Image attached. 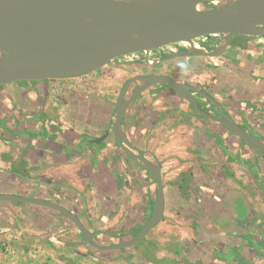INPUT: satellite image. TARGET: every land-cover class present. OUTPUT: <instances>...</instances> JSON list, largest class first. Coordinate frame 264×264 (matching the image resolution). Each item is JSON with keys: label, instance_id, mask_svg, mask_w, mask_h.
Wrapping results in <instances>:
<instances>
[{"label": "crops", "instance_id": "obj_1", "mask_svg": "<svg viewBox=\"0 0 264 264\" xmlns=\"http://www.w3.org/2000/svg\"><path fill=\"white\" fill-rule=\"evenodd\" d=\"M241 38L238 43H234V38L219 57L192 55L147 64L145 58L144 61L134 60L139 54L145 57L144 53H139L116 59L114 62L125 61L120 68L107 70L104 67L83 79L50 80L47 99L54 91L60 93L61 98L53 103L46 101L44 111L65 126L62 137L72 147L63 144L66 147L60 148L54 141L49 146L40 139L30 147L27 143L8 141L0 126V190L56 197L76 212L90 229L139 228L149 217V201L154 197L148 175L117 147L112 136L100 144L90 143L92 146L81 142L82 138L101 137L112 129L120 91L129 78L139 74H169L207 91L238 123L264 136V37ZM145 67L159 70L144 71ZM129 72L132 74L128 75ZM197 97L203 109L218 114L212 102L204 96ZM31 107L37 111L36 105ZM123 129L131 143L162 168L165 211L158 225L165 223L178 230L165 234V243L158 247V255L177 260L187 256L200 264L250 263L244 262L243 255L250 249L241 234L256 232L257 227L249 220L253 215L260 217L261 212L264 213V209H260L264 197L255 187L250 172L236 160L240 159V153L245 158L249 152L231 130L217 121L198 118L187 101L165 85L150 88L130 105ZM208 131L217 133L226 142L232 158ZM55 149L57 152H53ZM257 156L264 165V153ZM21 157L28 161L26 165L19 163ZM116 172L124 177L120 192L111 187L117 183ZM21 175L30 179L22 181ZM43 182L60 184L62 195H53L58 189H49L50 184L47 187ZM6 184L11 188H6ZM9 207L12 213L14 207L11 204ZM1 209L0 215L4 212ZM22 210L19 218L29 221L30 225L25 226L27 230L32 234L45 232L46 243L71 251L69 242L65 240L67 246H64L57 236L71 231L79 242L86 244L63 216L53 215L36 205H24ZM37 215L44 222L34 219ZM37 223L50 226L39 228ZM3 225L5 221L1 220L0 226ZM17 227L23 238L28 239V234L22 230L25 227L20 223L14 229ZM21 240L20 245L24 246ZM140 254L141 250L132 253L133 259L135 257L138 264H146Z\"/></svg>", "mask_w": 264, "mask_h": 264}, {"label": "water", "instance_id": "obj_2", "mask_svg": "<svg viewBox=\"0 0 264 264\" xmlns=\"http://www.w3.org/2000/svg\"><path fill=\"white\" fill-rule=\"evenodd\" d=\"M220 39L215 47L197 40ZM236 37H264V0H0V86L21 81H66L89 76L112 61L144 53L153 64L177 57H219ZM173 44L183 50L150 60V52ZM138 86L127 96L131 86ZM158 85L172 88L203 117L217 121L252 149L264 153V136L252 133L209 92L169 74L129 78L118 96L112 129L88 140L100 144L109 136L141 168L150 172L157 194L143 228L130 239L103 244L73 210L47 198L0 191V200L46 207L73 223L88 245L99 251L131 248L163 219L161 165L133 145L123 129L130 105ZM197 95L213 103L218 114L201 107Z\"/></svg>", "mask_w": 264, "mask_h": 264}, {"label": "trees", "instance_id": "obj_3", "mask_svg": "<svg viewBox=\"0 0 264 264\" xmlns=\"http://www.w3.org/2000/svg\"><path fill=\"white\" fill-rule=\"evenodd\" d=\"M239 38H241V37H239ZM235 40H236V38H235ZM49 81L50 80L21 81V82L13 83V84L6 85V86H0V126L3 127V129L5 131V133H4L5 140L13 141V142H20V143H27V145L30 147V146H33V144L35 143V141L37 139H40L41 141H43L45 144H48V145L51 144V141H54V142H57V144H58L57 146H59L60 148L66 147V146L72 147V145L70 143L67 144L66 141L63 140L64 138L62 137V134L65 133V126L62 125L59 120L50 117L49 114L44 111V106L46 104L47 97H48V88L47 87L49 85ZM134 89H133V86H131L127 96H129ZM22 104H23V106H22ZM32 105L37 106V111L32 109V107H31ZM190 107H192V106L190 105ZM24 108H26V109H24ZM192 109L197 114L198 118H203V116L201 114H199L193 107H192ZM114 118H115V113H114ZM240 125L249 131L247 126H245L243 124H240ZM204 129H206V128L204 127ZM207 133L210 134L217 141V144L222 149H225L227 154H228L227 146H225L226 142H224L217 133H213V132H209V131ZM82 139L83 140L81 142L88 144L90 146L95 144V143L90 144L88 142L89 139L86 137H83ZM238 139L241 142L242 146H244L247 149V152H249V153H246L245 158H243L242 153H240V157H239L240 159H236V160H238L239 163L243 164L245 166V168L250 172L255 187L258 189L260 194L264 197V165L261 163V160L257 156V153H262V152H259V151L252 149L244 141H242L240 138H238ZM63 144H65L66 146ZM116 145H117V147H119V145L117 143H116ZM78 146H80V145L77 144L75 147H77V149H78ZM119 149L121 150L120 147H119ZM50 150H51V148L48 149V151H50ZM53 152H57V150L55 149V151H53ZM25 155L26 154L24 153L23 156H25ZM146 155L150 159H152L153 161L157 162L152 157H150L148 154H146ZM228 155L230 158H232L230 156V154H228ZM129 160H132V159L129 158ZM19 163H21V164L23 163L24 165H26L28 163V161L24 157H21V160H19ZM133 163L136 164L138 167H140L135 161H133ZM141 169H143V168H141ZM143 171L149 177L148 181H149V184L152 186L153 195H154L153 200L149 201V204H150V213H149V217H148V219H149L151 216V213H152L154 198L156 197V194H157V188H156V182H155L153 175L150 172L146 171L145 169H143ZM6 172L9 175H12V176L14 175L13 172H10V171H6ZM230 175L233 176L232 173H230ZM116 177H117V183H115L114 185H111V187L120 192V188H122L124 186V180H123L124 177L121 176V174H119L118 172H116ZM21 178H22V181H27L30 179L29 177H26V175H21ZM43 184H44V186H47L50 184L49 187L47 186L49 189H51V188L58 189V192H55L53 195H56V196L62 195V186L60 184H51L50 182H43ZM0 191L5 192L2 190H0ZM10 193H16V192H10ZM39 197L47 198V199L52 200L54 202L63 204L56 197L54 199L51 197H47V196H39ZM0 203L2 205V206L0 205V208H2L1 210L4 211V212H2L3 214L0 215L1 220L4 219V217L8 216L7 209H5V208L7 206H9L10 204L25 205L26 207H33L34 206L31 204H26V203L7 202V201H1V200H0ZM38 207L47 210L49 213H51L53 215L63 216L64 218H66L69 221V219L67 217H65L63 214H61L58 211H55L53 209H49L46 207H41V206H38ZM35 218L38 219V222H44V220L41 217H39L38 215L34 216V219ZM148 219L144 222V224H142V226H140L139 228H134V229L123 226L121 229H119L117 231H108V230L98 231V230H94V229H91V230L94 233H96L95 238L97 239V241L100 242L99 238L103 237L104 240L106 241L105 244L117 243V242H121V241H124V240H127V239L134 237L136 235V233L143 228V226L146 224ZM33 221L35 222V220H33ZM249 221L251 224H253L257 227V230L255 233L245 232V233L241 234V236H243L246 239V244L250 249V252L248 254L243 255V256H245V259H244L245 263H248L250 261H253V260H256L259 258L264 259V227H262V225H263L262 222H264V221H262L261 218L257 217L256 215H253V217H251V219ZM28 222H29L28 220L26 222L22 218H19L20 225H23L24 227L26 225H30ZM49 224L37 223L36 225H38L39 228H44V226H46V228H47L48 226H50ZM71 224L76 229V231L78 232L80 237L83 239V241L87 244V242L84 240L82 234L78 231V229L75 227V225L73 223H71ZM85 224L88 226L87 223H85ZM247 225H248V223H247ZM247 225H245L246 226L245 229H248ZM8 228L9 227L6 224L3 225L2 227L0 226V233H4ZM235 235H236V233H235ZM145 239H146V237L140 243L135 245L134 247L126 248V249H122V250L106 251V252L94 249L93 247H91L90 245L87 244L90 251L83 254V255L86 257H89L95 261H98V262L115 261V260H118V259L122 258L123 256H126L127 254H129V252L132 249H134L138 246H141ZM53 240L56 242H61L55 238ZM100 243H102V242H100ZM69 247L72 248L73 246L69 245ZM146 247H144L145 249L139 248L141 250L140 257L142 259H145L146 264H200L199 261H197V262L191 261L187 256L181 257L180 260L170 259V257H166V256L161 257L157 253L158 247H156L155 245H152V248H150V249H148Z\"/></svg>", "mask_w": 264, "mask_h": 264}, {"label": "rangeland", "instance_id": "obj_4", "mask_svg": "<svg viewBox=\"0 0 264 264\" xmlns=\"http://www.w3.org/2000/svg\"><path fill=\"white\" fill-rule=\"evenodd\" d=\"M242 39L243 38H236L234 43H238L242 41ZM218 40L220 41V39ZM198 43L199 42L197 41V44ZM136 59H138L139 61H144V55L139 54L138 56L134 57V60ZM114 61H112V63L107 65L106 66L107 68L105 69L109 70L108 68H120L122 67V64L125 63L124 60L123 61L117 60L116 62ZM143 70L144 71L146 70L158 71L159 69L156 67L147 69L145 67L143 68ZM102 71L105 72V70H102ZM130 74L132 73L129 72L128 75ZM61 86H57V87H61ZM132 86L134 89L136 86H138V83H135ZM64 88H65V83H64ZM59 94L60 93H57L56 91H54L53 96H51V98L54 97L52 98L54 100H51V98H48L47 101L49 100L48 102L53 103V101L58 100V98L60 99L61 94L60 95ZM93 103H96V102H93ZM5 187L11 188V185L7 186L6 184ZM263 204L264 203H262L261 208L259 207V205L261 204H258L257 205L258 208L263 210L264 209ZM11 205L12 207H14L12 208L13 209L12 213L9 212L11 208L8 206L7 208L8 216L4 217L5 220L2 219V221H5V224L8 225L9 228L4 233H0V264H138L135 257L133 259L132 253H136V251H140V249L146 246L148 249L152 248V245H155L156 247H162V245H164L165 243L163 240L165 234H172L174 230H178L177 227L168 226L165 223L161 224L160 226L157 225L147 234L146 239L144 240L141 246H138L134 248L133 250H131L130 252L131 254L123 256L122 258L115 260V261L98 262V261H95L83 255L89 252L90 249L86 244L84 245L83 243H81V241L79 242L78 240L79 238H76L77 236L74 237L71 231L66 232L62 235L61 233L57 234V236H59L63 240L64 244L63 243L62 244L64 246L66 245L65 240L66 242H69V244L73 246L72 247L73 250L71 247H69L71 248V251H73L72 253L71 251L65 250L61 246L59 247L57 245H53L52 243L50 244L46 243L45 240L47 237L44 235L45 232L42 234H35V233L32 234L31 232L27 230V227H25V229L21 227L22 230L25 231L24 233L31 235V236H28V235L26 236L28 237V239L23 238V236L20 234L21 230L18 227H17L18 229H14V227L15 225L17 226L19 225V217H20L19 214L21 213V211H23L22 209L24 208V205H18V204H11ZM260 217H261V220L264 221V213L261 212ZM262 223H263L262 227H264V222ZM20 238H22L21 240L22 242L23 241L25 242L24 246L20 245V242H19ZM99 240L100 242L104 244L106 243L103 237H100ZM251 263L253 262L250 261V263L248 264H251ZM253 264H264V260H262L261 263H253Z\"/></svg>", "mask_w": 264, "mask_h": 264}, {"label": "flooded vegetation", "instance_id": "obj_5", "mask_svg": "<svg viewBox=\"0 0 264 264\" xmlns=\"http://www.w3.org/2000/svg\"><path fill=\"white\" fill-rule=\"evenodd\" d=\"M200 44L205 45L207 47H215L219 44V40L217 38L213 37H203L201 39L197 40ZM184 48H187V46H184L182 44H173V45H168L166 47H163L161 49H158L156 51H152V54L150 55V60L159 58V57H164L168 54L175 53L177 51L183 50ZM151 53V52H150ZM145 61L147 64H150L146 60V55H145ZM154 64V63H153Z\"/></svg>", "mask_w": 264, "mask_h": 264}, {"label": "built area", "instance_id": "obj_6", "mask_svg": "<svg viewBox=\"0 0 264 264\" xmlns=\"http://www.w3.org/2000/svg\"><path fill=\"white\" fill-rule=\"evenodd\" d=\"M132 55H137V54H132ZM127 57V56H126Z\"/></svg>", "mask_w": 264, "mask_h": 264}]
</instances>
